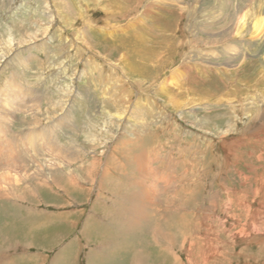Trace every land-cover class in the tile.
Wrapping results in <instances>:
<instances>
[{
	"label": "rangeland",
	"instance_id": "1",
	"mask_svg": "<svg viewBox=\"0 0 264 264\" xmlns=\"http://www.w3.org/2000/svg\"><path fill=\"white\" fill-rule=\"evenodd\" d=\"M148 2L0 0V175L6 179L0 192L19 202L11 191L27 186L24 208L32 206L54 222L35 237L20 235L18 216L0 204L6 264H63L66 258L70 264H133L141 252L159 253L153 261L149 253L148 264H178L176 258L180 264H264V0ZM217 3L219 9L213 7ZM204 17L209 21H201ZM139 31L145 37L135 36ZM214 31L225 40L213 43ZM164 83L166 90L160 89ZM140 146L146 156L138 179L148 192L154 181L162 187V175L172 182L167 194L190 186L189 195H181L197 221L196 239L189 243L191 231L159 227L174 233L168 253L159 251L149 231L136 246L117 230L119 220L99 223L107 211L101 195L108 189L99 185L98 175L113 167L112 158L126 162L123 150ZM93 156L100 160L89 175L79 167ZM66 173L79 176L82 193H62L58 187ZM125 196L121 192L114 200L112 217L115 209L124 213L130 206ZM162 196L156 200L162 202ZM176 202L169 208L176 210ZM27 211L20 208L18 214L39 223ZM121 212V220L130 214ZM111 244L117 254L112 260ZM211 245L217 253L208 257ZM27 254L34 260L20 259ZM61 254L66 258L57 262Z\"/></svg>",
	"mask_w": 264,
	"mask_h": 264
},
{
	"label": "bare ground",
	"instance_id": "2",
	"mask_svg": "<svg viewBox=\"0 0 264 264\" xmlns=\"http://www.w3.org/2000/svg\"><path fill=\"white\" fill-rule=\"evenodd\" d=\"M121 1V0H120ZM138 2H140L141 3V5L143 4V0L142 1H140V0H137ZM145 1H149L148 3H150V1L152 2L153 0H145ZM114 2V1H113ZM157 2V0H155V3ZM126 4V3H125ZM138 4V3H137ZM153 4V3H152ZM139 5V4H138ZM140 5V6H141ZM154 5V4H153ZM217 5H221V3H217L216 4V6H213V7H215L216 9H219V8H217V7H219V6H217ZM136 6V5H135ZM188 6H190V5H188ZM192 6V5H191ZM222 6V5H221ZM146 7V6H145ZM135 11V10H134ZM191 10L189 9L188 11H186V13L185 14H187V13H189ZM221 11H222V9H221ZM142 12V11H141ZM129 13V12H128ZM193 15H194V13H193ZM242 15V14H241ZM64 16V15H63ZM143 18V17H142ZM211 18V17H210ZM242 18V17H241ZM207 19H209V17H204V18H202L201 19V21H204V20H207ZM156 21V20H155ZM207 21H209V20H207ZM190 22H191V25H197L196 23H197V20L196 19H193V17H191L190 18ZM238 22V21H237ZM159 23H160V21H159ZM211 23V22H210ZM209 22H208V24H210ZM238 24V23H237ZM200 25V24H199ZM207 25V24H206ZM240 25H241V22H240ZM239 24L237 25V29H239L241 26H240ZM209 26V25H208ZM223 26V25H222ZM221 26V27H222ZM225 26H226V24H225ZM228 27V26H227ZM162 28V27H161ZM203 28H206V27H204L203 26ZM220 28V27H219ZM159 29V28H158ZM234 29V28H233ZM142 30V29H141ZM153 31V30H152ZM232 31V30H231ZM140 32V31H139ZM136 32V33H134L135 34V36H136V34H138V37L139 38H143V36L145 37V35H144V33L143 32ZM215 32V31H214ZM220 32H224L225 34L228 32H226V31H224V30H222V31H220ZM220 32H215L214 34H217L216 36H215V38H214V42L213 43H217L218 41H220V40H225V38H223L222 37V35L220 34V35H218ZM233 32H234V30H233ZM230 33H232V32H230ZM230 33L228 32L227 34H229L230 35ZM237 33V32H236ZM238 33H240V32H238ZM241 34H242V32H241ZM89 35V34H88ZM240 35V34H239ZM192 36H194L193 34H192ZM220 36V37H219ZM80 37H81V35H80ZM161 37V36H160ZM214 37V36H213ZM152 38H154V37H152ZM158 38V37H157ZM169 38V37H168ZM75 40V39H74ZM143 40V39H142ZM165 40V39H164ZM160 41V40H159ZM205 41V40H204ZM161 42V41H160ZM174 42V41H173ZM177 42V41H176ZM192 42V44L194 45H198L199 44V42H200V40L199 39H195V40H193V41H191ZM211 43V42H210ZM213 43L211 44V45H213ZM157 44V43H156ZM163 44V43H162ZM189 44V43H188ZM221 44V43H220ZM203 45V44H202ZM205 45H207L206 43H205ZM210 44H208V46H209ZM87 47V46H86ZM188 47H189V45H188ZM170 48V47H169ZM169 48H168V50H169ZM213 48V47H212ZM81 49V48H80ZM174 49V48H173ZM148 50V49H147ZM177 50V49H176ZM196 50V49H195ZM198 50V49H197ZM197 50L196 51H194V52H197ZM156 51V50H155ZM170 51V50H169ZM175 51V50H174ZM208 51H209V48H208ZM213 51V50H212ZM202 52V51H201ZM174 53V55H175V52H173ZM200 53V52H199ZM156 54V53H155ZM154 54V55H155ZM177 54H178V52H177ZM201 54H203V53H201ZM200 54V55H201ZM192 55H194V54H192ZM161 56V55H160ZM185 57V56H184ZM192 57V56H191ZM186 58H188V57H186ZM191 59V58H190ZM188 60V59H187ZM162 61V60H161ZM187 62V61H186ZM96 65V64H95ZM184 66V65H183ZM129 68V67H128ZM178 69V68H177ZM138 70H139V68H138ZM181 71V70H180ZM129 73V72H128ZM121 74V73H120ZM132 73H130V75H131ZM100 75V74H99ZM171 77H172V75H171ZM177 77H178V75H177ZM116 78V77H115ZM122 78V77H121ZM173 78V77H172ZM181 79V78H180ZM172 80H174V79H172ZM169 81V80H168ZM171 82H173V81H171ZM177 82V81H176ZM175 82V84H173L174 86H177L178 84ZM119 84V83H118ZM125 84V83H124ZM123 84V85H124ZM164 84H166V83H164ZM162 85V86H160V89H164V90H166L167 89V87H168V85L169 84H171L170 82H168V85L166 84V85ZM180 84V83H179ZM107 85V84H106ZM115 85V84H114ZM113 86V85H112ZM111 86V87H112ZM116 86V85H115ZM171 86V85H170ZM173 86V87H174ZM179 86V85H178ZM122 87H124V86H122ZM113 88V87H112ZM115 88V87H114ZM117 88V87H116ZM175 88V87H174ZM179 88V87H178ZM173 89V88H172ZM171 89V90H172ZM175 89H177V88H175ZM185 89V88H184ZM118 90H120V88L118 89ZM180 90V89H179ZM186 92H187V90H185ZM115 92V91H114ZM169 93H171V92H169ZM175 93H178L179 94V92H176L175 91ZM183 93V92H182ZM189 93V92H188ZM112 94H113V91H112ZM124 93H122L121 95H123ZM177 94V95H178ZM117 95H118V93H117ZM173 95V94H172ZM188 95V94H187ZM119 96V95H118ZM136 96V95H135ZM168 96V95H167ZM192 96V95H191ZM115 97V96H114ZM120 97V96H119ZM123 99V98H122ZM118 100V99H117ZM127 100V99H126ZM169 100V99H168ZM180 100V99H179ZM115 101V100H114ZM171 101V100H170ZM183 101V100H182ZM127 102V101H126ZM172 102V101H171ZM177 102V101H176ZM122 103V102H121ZM120 103V105H122ZM168 104H169V102H167ZM174 103V102H173ZM53 104V103H52ZM145 104V103H144ZM146 105H147V103H146ZM173 104L171 103V106H172ZM182 105H183V103H182ZM55 106V105H54ZM142 106V105H141ZM175 106V105H174ZM182 107V106H181ZM179 108V107H178ZM117 109V108H116ZM176 109V108H175ZM119 110V109H118ZM111 115V114H110ZM248 116V115H247ZM49 118V117H48ZM249 118V117H248ZM256 119V118H255ZM254 120V119H253ZM257 122V121H256ZM236 126V125H235ZM231 129V128H230ZM251 130V129H250ZM148 134V133H147ZM234 140V139H233ZM237 140V139H236ZM137 143H139V142H137ZM230 143V142H229ZM123 144V143H122ZM224 144V143H223ZM131 145V144H130ZM139 145H141L140 143H139ZM133 146V145H132ZM138 146V145H137ZM141 147V146H140ZM189 147V146H188ZM121 147L119 146V149H120ZM114 149H115V146H114ZM117 149V148H116ZM131 150H126L125 152H124V150H123V153H122V155H124L125 156V160H126V162H124V163H122V164H120L119 162L117 163V161L116 160H114L113 158L110 160V163L113 165V167H110V168H106V167H104V168H102V170H101V173L98 175V183H99V185L100 186H102L104 189L106 188V189H108V190H106L107 191V193L108 194H102L101 196L105 199V203L106 204H104L105 205V208H106V212L105 211H102L101 212V215H100V217H99V223H101V221L103 220V221H107V220H113L114 218L116 219L115 221L117 222V220H119L120 221V226L117 228V230L118 231H120L121 233L122 232H124V234H125V236L126 237H132L133 239H134V242H135V244L137 243V244H139V243H141V242H143V238H141V239H139V236L140 235H144V234H146L147 233V231H149V234H151L150 235V238H151V240L153 241V242H155L156 244H157V246L159 245V251L162 253V250L164 251V252H169V251H171V249H172V243H170L172 240H174V239H170V238H168L169 236H171V235H173L174 233L173 232H171V231H166V228H167V230H180L181 231V234H183V235H185V232H188V231H191V236L189 237L190 238V240H189V243H192V242H194V239H196L195 238V233L193 232V230L197 227V221L195 220V217L194 216H192V215H190L189 214V212H191V210L190 211H187V210H185V204H187V202H186V200H187V198H183V196L181 195V194H186V196H188L189 194H188V192L190 193L191 191H190V186H186V185H180V186H178L176 189H174V191H173V193H171V195L170 194H167L169 191H170V184L172 183L171 181H169L168 179H164V177H163V175H162V179H163V181H164V184L162 185V187L159 189V187L155 184V181H154V183H152V185H153V190H151L150 192H148L147 190L148 189H146V187H144V182L142 181V180H139L138 179V177H139V175H142L143 174V170L145 169H143L142 170V167H141V163L144 161V159H145V156H146V154H144L143 153V149H142V147L138 150H135V148L134 147H131L130 148ZM225 149V148H224ZM228 149V148H227ZM230 150V149H229ZM146 151V150H145ZM231 151V150H230ZM151 152V151H150ZM232 152V151H231ZM148 153V152H147ZM156 153H157V151H156ZM149 154V153H148ZM159 154V153H158ZM157 154V155H158ZM151 155H153V153L151 152ZM157 155L155 156V157H157ZM182 155V154H181ZM159 156V155H158ZM184 157V156H183ZM190 157V156H189ZM151 158H153L152 156H151ZM157 158H159V157H157ZM191 158V157H190ZM100 159H98L97 157H92V159H91V162L87 165V166H83V165H81L79 168L82 170V171H87L86 173L87 174H89V173H92L93 171H95V168L97 167V165L99 164L98 163V161H99ZM124 160V161H125ZM148 160V159H147ZM158 160V159H157ZM164 160V159H163ZM160 161V160H159ZM192 161V160H191ZM153 162V161H152ZM161 162V161H160ZM160 162L158 163V164H160ZM169 162V161H168ZM185 162H187V161H185ZM58 163H60V162H58ZM152 164V163H151ZM44 168L45 167H47L48 166V164H46V165H44V164H41ZM149 165V164H148ZM147 165V166H148ZM170 165V163H168V166ZM186 165V164H185ZM188 165V164H187ZM195 165V164H194ZM193 165V166H194ZM111 166V165H110ZM161 166V165H160ZM176 167V166H175ZM152 168H153V166H152ZM157 168V167H156ZM166 168H167V166H166ZM47 170H48V168H46ZM160 169V168H159ZM167 169H169V168H167ZM161 170V169H160ZM36 171V170H35ZM80 171V170H79ZM151 171H152V169H151ZM167 171V170H166ZM76 172H78V170L76 171ZM156 172H158V170L156 171ZM156 172H154L155 174H156ZM165 172V171H164ZM184 172V171H183ZM64 173V172H63ZM152 173H153V171H152ZM153 173V174H154ZM146 174V173H145ZM172 174V173H171ZM4 174H2V175H0V182H2V183H0V185L1 184H5L6 182H5V177L3 176ZM36 175H38V174H36ZM60 175V174H59ZM61 175H63V174H61ZM60 175V177H62ZM64 175H67V178H66V180H65V182L64 183H62L58 188L62 191V193H64L66 196L67 195H69L70 194V190H79L80 191V193H82V190L84 189V186L82 185V184H79V182H78V180L77 179H79V176H77V179H76V177H75V173H74V175L73 174H64ZM77 175V174H76ZM90 175V174H89ZM144 175V174H143ZM178 175H180V174H178ZM263 175V174H262ZM16 176V175H15ZM158 176H160V175H158ZM165 176H167V178H168V175H165ZM17 177V176H16ZM58 177V176H57ZM113 177V178H112ZM176 177H179V176H175V178ZM48 178V177H47ZM64 178V177H63ZM81 178H83V176L81 177ZM149 178V177H148ZM160 178V177H159ZM46 179V178H45ZM118 179V180H117ZM18 180V183L20 182L19 180V178L17 179ZM64 180V179H63ZM91 180V179H90ZM171 180V179H170ZM182 180V179H181ZM188 180V179H187ZM47 181H48V179H47ZM53 181V180H52ZM56 181V180H55ZM59 179H57V181H56V183H54V184H56V185H58V183L61 181H59ZM152 181V180H151ZM157 181V180H156ZM178 181H180V180H178ZM153 182V181H152ZM171 182V183H170ZM189 182V181H188ZM193 182V181H192ZM252 182H254V181H252ZM36 183V182H35ZM34 183V184H35ZM61 183V182H60ZM59 183V184H60ZM144 185H143V184ZM147 183V182H146ZM194 183V182H193ZM205 183V182H204ZM262 181H261V185H262ZM37 184V183H36ZM47 184V183H46ZM149 184H150V182H149ZM185 184V183H184ZM264 184V183H263ZM16 185H18L17 183H16ZM49 185V184H48ZM112 185V186H111ZM161 185H159V186H161ZM192 185V184H191ZM258 185V184H257ZM34 186V185H33ZM151 186V185H150ZM149 186V187H150ZM248 186V185H247ZM20 187H21V185H20ZM27 187V186H26ZM25 187V189H24V186L23 187H21L20 189H19V187H16V191L15 190H12L11 191V193H13V194H15L18 198H21V201H19V202H13V201H9L7 198H6V195H3L1 192H0V204L5 208V210H7L8 211V206L11 208V212H9V214H10V216L11 215H14L15 217L16 216H18V218H19V220H20V222L18 223V226H19V229L20 228H24V230H21L20 229V235H22V233H27L28 235H30L31 237H35L36 236V233H38V231L39 230H41L42 228H46V227H48V226H50V225H52L54 222H52V219L51 220H48V218L47 217H45L44 218V216H43V218H41L40 217V215H38V214H41L42 212H38V211H35L36 210V208H33L32 206H28V205H26V207L24 208V203H25V199H26V197H27V195L30 193V188H26ZM35 187V186H34ZM79 187L82 189V190H80L79 189ZM119 187V188H118ZM134 187H135V189H134ZM192 187V186H191ZM37 188V187H36ZM42 188V187H41ZM123 188H126V191L127 192H124L123 191ZM189 188V189H188ZM263 188H264V185H263ZM5 189H6V187H5ZM101 189V188H100ZM132 189V190H131ZM103 190V189H102ZM1 191V190H0ZM7 192H8V190H6ZM17 191H19L18 193H17ZM37 191V190H36ZM56 191V190H55ZM101 191V190H100ZM264 191V190H263ZM262 191V192H263ZM67 192H68V194H67ZM72 192V191H71ZM121 192H122V195L125 193V198H126V200L128 201V202H130V206L128 207V208H126V210H125V212L126 213H130L128 216L127 215H125L126 213L124 212H121L123 209H121V207L120 206H118V208H120L121 209V211H119V209H115L114 211H115V213H116V215H113V217H112V212H111V209L113 208V202H114V200L118 197L119 198V196L121 195ZM37 193V192H36ZM27 194V195H26ZM33 194V193H32ZM99 194V193H98ZM188 194V195H187ZM250 194V193H249ZM8 195V194H7ZM36 195V194H35ZM161 196V195H163L162 197L163 198H161L162 199V202H159V201H157L156 199H157V197L158 196ZM100 196V197H101ZM9 197V196H8ZM180 198V200H179V202H178V199ZM189 198V197H188ZM73 199V198H72ZM189 199H192V198H189ZM188 199V200H189ZM261 199V198H260ZM24 201V203H23V201ZM27 200V199H26ZM119 200V199H118ZM123 200V199H122ZM175 201H177L175 204H174V207L175 208H177L176 210H173V209H170L169 208V205L171 206V204L173 203V202H175ZM261 201V200H260ZM262 201H264V200H262ZM120 202V201H119ZM125 203V202H124ZM263 203V202H262ZM29 204V203H28ZM126 204V203H125ZM193 204V203H192ZM173 206V205H172ZM191 206V205H190ZM196 206V205H195ZM259 206V205H258ZM20 208H23V209H26L27 208V213L28 214H33L32 216L33 217H35V216H37V219H41L40 221H39V223H38V220L35 222H30V221H25V216H23V215H19L18 213V211L20 210ZM188 208V207H187ZM186 208V209H187ZM241 208V207H240ZM260 208V207H259ZM263 208V207H262ZM13 209V210H12ZM191 209H192V207H191ZM116 210H117V212H116ZM182 210V211H181ZM214 210V209H213ZM246 210V209H245ZM249 210V209H248ZM256 210V209H255ZM262 210H264V208L262 209ZM7 211H5V212H7ZM32 211H34L33 213H31ZM113 211V210H112ZM173 211H177L176 213L175 212H173ZM179 211H181V213H179ZM104 212V213H103ZM120 212L122 213V214H124L125 215V217L121 220V218H120V216H121V214H120ZM43 214V213H42ZM53 214V213H52ZM60 214H62V213H60ZM63 214H65V213H63ZM256 214V213H255ZM44 215H46L45 213H44ZM59 215V214H58ZM124 215H122V216H124ZM190 215V216H189ZM209 215H211V214H209ZM258 216H259V214H257ZM256 215V216H257ZM32 216H29V217H32ZM49 216V215H48ZM250 216L251 215H249V218H250ZM255 216V217H256ZM61 217V216H60ZM27 218V217H26ZM47 218V219H46ZM52 218V217H51ZM30 219V218H29ZM34 219H36V218H34ZM50 219V218H49ZM55 219V218H54ZM171 219V220H170ZM199 219V218H198ZM252 219V218H251ZM260 219V218H259ZM27 220V219H26ZM44 220H48L50 223H48V224H43L45 221ZM255 220V219H254ZM54 221V220H53ZM114 221V222H115ZM252 221V220H251ZM256 221H258V220H256ZM259 222V221H258ZM57 223H58V221H57ZM260 223V222H259ZM9 224V223H8ZM16 224H17V222H16ZM61 224H62V222H61ZM122 224L126 227H123L122 226ZM59 225V224H58ZM164 225V226H163ZM261 225V224H260ZM13 226V225H12ZM123 227V228H122ZM159 227H166L165 229H163V228H159ZM1 228V227H0ZM193 228V229H192ZM10 229V228H9ZM31 229H33V230H31ZM149 229V230H148ZM158 229H160L159 231H158ZM107 231V230H106ZM56 233V232H55ZM60 232L58 231V233H57V235H59L60 236V234H59ZM177 233V232H176ZM190 233V232H189ZM35 234V235H34ZM148 234V235H149ZM234 234H236V233H234ZM239 234V233H238ZM26 235V234H25ZM39 235H42L41 233L39 234ZM193 235H194V237H193ZM12 236V235H11ZM38 236V235H37ZM56 236V235H55ZM207 236V235H206ZM206 236H205V238H206ZM212 236H213V234H212ZM242 236V235H241ZM245 236H247V234L245 235ZM245 236L243 235L242 237H244L245 238ZM57 237V236H56ZM186 237V236H185ZM198 237H200V236H198ZM242 237H240V238H242ZM252 237V236H251ZM12 238H13V236H12ZM112 238V237H111ZM153 238L156 240V241H154L153 240ZM244 238H243V240H244ZM3 239V238H2ZM185 239L186 238H182V240H181V242L183 241H185ZM209 239V238H208ZM207 239V240H208ZM27 240H28V237H27ZM37 240H40L39 238H37ZM147 240V239H146ZM198 240H199V238H198ZM201 240H202V238H201ZM206 240V239H205ZM205 240H204V242H205ZM210 240V239H209ZM208 240V241H209ZM187 241V240H186ZM185 241V242H186ZM217 241V240H216ZM175 242V241H174ZM195 242H196V240H195ZM212 242V241H211ZM214 242H215V240H214ZM147 243V242H146ZM188 243V244H189ZM217 243V242H216ZM220 243V242H219ZM28 244H32V242H30V243H28ZM99 244V243H98ZM110 244V243H109ZM113 244V243H112ZM111 244V245H112ZM132 244V243H131ZM137 244H136V246H137ZM188 244H186L187 246H188ZM196 244V243H195ZM212 244H214V243H212ZM6 245V244H5ZM181 245H183V243H181L180 244V246ZM190 245H192V244H190ZM96 246H98V245H96ZM193 246H195V245H193ZM192 246V247H193ZM212 247H210L209 248V252H207V253H205L206 254V256H208V257H210V256H213V255H215L216 253H217V245H211ZM219 246V245H218ZM7 247V246H6ZM130 246H125V248L127 249V248H129ZM182 247V246H181ZM190 247V246H189ZM197 247H198V245H197ZM203 247V246H202ZM224 247V246H223ZM111 250L113 251V254L110 256L109 255V259H114V258H117L116 256H117V254H116V249H115V246L114 245H112L111 246ZM144 248H145V246H144ZM201 248V247H200ZM221 248V247H220ZM64 249V247H62V249L61 250H63ZM187 249V248H186ZM185 249V250H186ZM193 249H195V247L193 248ZM60 250V251H61ZM125 250V249H124ZM128 250V249H127ZM130 250V249H129ZM190 250H191V248H190ZM198 250V251H197ZM195 252H197V254H199L198 252H200L199 251V248L197 249ZM205 250V249H204ZM227 250V249H226ZM102 251V250H101ZM112 251H110V252H112ZM144 251V250H143ZM174 251V250H173ZM187 251V250H186ZM5 252V251H4ZM3 251L2 252H0V264H6L7 263V259H5L7 256H6V253H4ZM128 252V251H127ZM140 252V251H139ZM188 252V251H187ZM187 252H186V254H187ZM191 252H192V250H191ZM61 253V252H60ZM118 253V252H117ZM126 253V252H125ZM141 253H143V254H138L137 253V255L136 256H133L134 258L132 259V262H133V264H148V260H147V258H148V254L149 253H151V252H149V253H145V252H141ZM131 254V253H130ZM158 254L159 253H151V257H149V258H151V261H153V260H155L156 258H158V259H160L159 257H158ZM91 255V254H90ZM96 255V254H95ZM132 255V254H131ZM171 255H172V252H171ZM194 255V254H193ZM200 255V254H199ZM222 255V254H221ZM23 256V255H22ZM101 256V255H100ZM179 256V255H178ZM189 256V255H188ZM205 256V255H204ZM126 257V256H125ZM187 257V256H186ZM195 257V256H194ZM207 257V258H208ZM22 258H27V259H29V260H34V258H35V256H34V254H27V255H24V257H21L20 259H22ZM57 258V257H56ZM66 258V256H65V254H61V255H59L58 256V258L56 259L57 260V262H59V261H61L62 262V259H65ZM96 258V257H95ZM176 258V257H175ZM108 259V260H109ZM111 259V260H112ZM130 259V260H131ZM191 259V258H190ZM196 259V258H195ZM202 258H200V260H201ZM209 259V258H208ZM214 259V258H213ZM29 260H27V261H29ZM107 260V261H108ZM147 262H146V261ZM197 260V259H196ZM25 261V260H24ZM128 261V260H127ZM173 261V260H172ZM176 261H177V263L178 264H180V261L178 260V258H176ZM198 261V260H197ZM66 263H69L70 264V262H69V260L66 258L65 259V261H64V263L63 264H66ZM107 263V262H106ZM131 263V262H130ZM152 263V262H151ZM151 263H149V264H151ZM173 263V262H172ZM194 263V262H193ZM197 263H199V262H197ZM197 263H195V264H197ZM214 263H216V262H214ZM56 264V263H55ZM88 264H91L90 262L88 263ZM95 264H97L96 262H95ZM186 264V263H185ZM202 264V263H201Z\"/></svg>",
	"mask_w": 264,
	"mask_h": 264
}]
</instances>
